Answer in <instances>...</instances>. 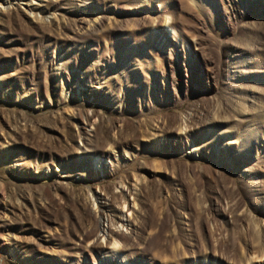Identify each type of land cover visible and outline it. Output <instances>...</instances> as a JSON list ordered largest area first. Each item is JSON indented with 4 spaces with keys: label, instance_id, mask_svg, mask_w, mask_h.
<instances>
[{
    "label": "rangeland",
    "instance_id": "obj_1",
    "mask_svg": "<svg viewBox=\"0 0 264 264\" xmlns=\"http://www.w3.org/2000/svg\"><path fill=\"white\" fill-rule=\"evenodd\" d=\"M127 263L264 264V0H0V264Z\"/></svg>",
    "mask_w": 264,
    "mask_h": 264
},
{
    "label": "bare ground",
    "instance_id": "obj_2",
    "mask_svg": "<svg viewBox=\"0 0 264 264\" xmlns=\"http://www.w3.org/2000/svg\"><path fill=\"white\" fill-rule=\"evenodd\" d=\"M5 2V1H4ZM8 4V3H7ZM32 4V3H31ZM29 8L30 9H33L34 10V7L33 6H29ZM5 8H1V10H4ZM7 10V9H6ZM29 12V11H28ZM34 15V14H33ZM32 15V16H33ZM32 18V17H31ZM172 20V19H171ZM166 22L168 21L169 22V20L167 19V20H165ZM169 29L171 30V31H175L174 30V28L173 27H171L170 25H169ZM174 33V32H173ZM100 161L99 160H97V162H96V166L98 167V168H100ZM103 167V166H102ZM101 167V168H102ZM127 200V199H126ZM134 207V204L132 205V206H130V203L129 202H124V206H123V208H126V210H125V213H123V215H121V219H123V218H125V220H123V222H127V219H126V217H128V216H130V215H132L133 214V212H132V208ZM126 213H128L127 215H126ZM125 214V215H124ZM122 222V221H121ZM117 227V226H116ZM120 227H123V226H120ZM104 224H103V226L101 227V230H102V232H104ZM118 228V227H117ZM114 230H115V228H114ZM112 231V232H110L111 233V244H112V246H113V249L117 246V243H118V245H119V242H117V238L119 237V234L118 233H120L119 231H118V233H117V229H116V231ZM101 232V233H102ZM105 233V232H104ZM104 233L101 235V237H102V239L104 240L105 238H104ZM109 233V232H108ZM106 234V233H105ZM118 247V246H117ZM116 247V249H118ZM115 249V250H116ZM116 252V251H115ZM124 259H125V257H124ZM128 264V263H127Z\"/></svg>",
    "mask_w": 264,
    "mask_h": 264
}]
</instances>
